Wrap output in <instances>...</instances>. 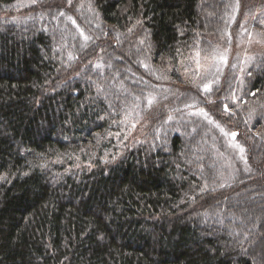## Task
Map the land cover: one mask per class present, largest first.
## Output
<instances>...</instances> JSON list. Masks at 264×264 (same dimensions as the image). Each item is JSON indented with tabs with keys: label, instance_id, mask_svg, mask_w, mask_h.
<instances>
[{
	"label": "trees",
	"instance_id": "16d2710c",
	"mask_svg": "<svg viewBox=\"0 0 264 264\" xmlns=\"http://www.w3.org/2000/svg\"><path fill=\"white\" fill-rule=\"evenodd\" d=\"M18 1L0 0V264H264V0Z\"/></svg>",
	"mask_w": 264,
	"mask_h": 264
},
{
	"label": "rangeland",
	"instance_id": "374dc122",
	"mask_svg": "<svg viewBox=\"0 0 264 264\" xmlns=\"http://www.w3.org/2000/svg\"><path fill=\"white\" fill-rule=\"evenodd\" d=\"M39 1H41V0H38V2ZM18 2H20V3H18V5L17 6H15L14 8H13V10L16 12V13H19V12H21V11H23V12H25L26 10H27V8L29 7L28 6V2L26 1V6H24L23 8H22V5H23V2H24V0H19ZM221 3H222V1H221ZM212 8H214V7H212ZM48 22L50 23V24H53L52 23V21L49 19L48 20ZM79 23H81L80 22V20H79ZM254 44H255V42H254ZM250 47V43L249 44H246V47L244 46V47H242L243 48V53L245 54V52H247V50H248V48ZM127 61H129V59L127 60ZM130 62V64H131V60L129 61ZM233 62V60H230V64H229V66L231 65V63ZM205 67V64H201V69H203ZM181 76H182V78H184V79H187V80H184V81H186V82H193V79L195 78V76H192L191 75V71L193 70V68L191 67V64H183L182 66H181ZM164 83H165V81L164 80H162ZM190 82V83H191ZM193 85H191L190 87H192ZM183 87H185L184 85H179L178 86V88H183ZM156 90H158L157 91V98H156V101L157 102H160V101H164V100H167L169 97H172L173 95H174V93H175V91H173V90H171V89H163V88H158V89H156ZM177 98H178V100L179 99H182L183 98V96H182V98H181V95H179L178 93H177V96H176ZM142 122H145V121H142ZM141 122V123H142ZM139 127L140 126H138V125H135V126H133V131H135V130H138L139 129ZM135 133V132H134ZM134 133H132V132H129L128 133V135H127V137H129L130 139H133V140H135L136 138H135V136L133 135ZM135 134H137V133H135ZM118 136L119 135H117L116 137H114V141L115 142H117L119 145H121L123 142H126V140L125 139H122V140H119V138H118ZM213 137H210V134H207V136H206V142H204V145H205V147H207V143H209V140H210V142L212 143V144H214L215 145V143H214V141H213ZM222 146V145H221ZM222 148V147H221ZM234 153V152H233ZM237 157V156H236ZM223 163H222V169H221V174H220V177H224V176H229V177H231V179H233L234 180V178H235V176L237 175V173H238V167H237V160H236V158L234 157V154H231V152L229 153V155H227V156H225L224 157V160L222 161ZM230 179V178H229ZM261 212H262V210H261Z\"/></svg>",
	"mask_w": 264,
	"mask_h": 264
},
{
	"label": "snow or ice",
	"instance_id": "6c2138e0",
	"mask_svg": "<svg viewBox=\"0 0 264 264\" xmlns=\"http://www.w3.org/2000/svg\"><path fill=\"white\" fill-rule=\"evenodd\" d=\"M205 90L207 91V90H209V87H208V85H205ZM151 100H149V104H151ZM201 111H203V110H201ZM225 111H227V105L225 106ZM205 116L207 115V113H203ZM237 134L236 133H232V136H233V138H235V136H236ZM241 151H243V149L241 148Z\"/></svg>",
	"mask_w": 264,
	"mask_h": 264
}]
</instances>
